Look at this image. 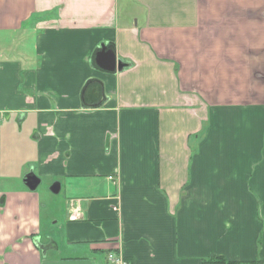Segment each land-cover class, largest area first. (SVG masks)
I'll list each match as a JSON object with an SVG mask.
<instances>
[{
	"label": "crops",
	"instance_id": "0c3cea01",
	"mask_svg": "<svg viewBox=\"0 0 264 264\" xmlns=\"http://www.w3.org/2000/svg\"><path fill=\"white\" fill-rule=\"evenodd\" d=\"M22 35L31 59L0 61V264H264V0H0V44ZM29 168L66 188L50 245Z\"/></svg>",
	"mask_w": 264,
	"mask_h": 264
},
{
	"label": "rangeland",
	"instance_id": "374dc122",
	"mask_svg": "<svg viewBox=\"0 0 264 264\" xmlns=\"http://www.w3.org/2000/svg\"><path fill=\"white\" fill-rule=\"evenodd\" d=\"M19 37H21V36H19ZM19 37H16L15 42H13V40H12V43L10 45H8L6 43L0 44V61L5 60L6 58L10 59V60H15L17 57V54H22V55H24V58L31 59V57H30L31 54L29 52V48H28L29 44L27 42V38H25L22 35L21 40H19ZM23 66H25V63ZM31 171H33V173L35 172V174L37 173L36 169L31 170ZM25 172H24V174H25ZM40 177H41L40 178L41 182H40V185L37 187L35 192L38 196L37 207H38V210L40 212V216L38 218V224H39V222H41V225L40 226L38 225L37 237H35V238L33 237V241H34L35 245H41V244L45 245L46 243H48L50 245L51 243L47 242L49 240V238L54 237L56 240L57 236H60L64 230V226L61 228V225L63 224V220L61 219L59 214H57V212L55 211V208H57L59 203L63 202V199L66 196V188L62 186V188L58 194L53 193L50 191V186L53 183L59 182V181L47 180L44 176H40ZM21 183L23 184L22 178H21ZM1 249L2 248L0 247V261H2V259H3L2 256H4L3 254L5 253L4 250L1 251ZM50 249L51 248L49 246V248L41 250L40 253L49 250V254H51L52 251ZM60 251L62 252V254H68L69 253V251L62 246H61ZM7 252H8V250L6 251V253ZM78 252L82 253V250H79ZM9 255L6 254L5 256L8 257Z\"/></svg>",
	"mask_w": 264,
	"mask_h": 264
},
{
	"label": "water",
	"instance_id": "95a60500",
	"mask_svg": "<svg viewBox=\"0 0 264 264\" xmlns=\"http://www.w3.org/2000/svg\"><path fill=\"white\" fill-rule=\"evenodd\" d=\"M94 60L98 68L104 72L112 73L116 71H122L127 66V63L117 59L115 52L107 48V45L105 44L100 45L99 50L95 53ZM31 170L32 169H30L29 172L25 174L23 182L29 190L34 191L39 185L40 179ZM50 190L53 193H58L60 190V184L58 182L52 184Z\"/></svg>",
	"mask_w": 264,
	"mask_h": 264
},
{
	"label": "built area",
	"instance_id": "2783aa9c",
	"mask_svg": "<svg viewBox=\"0 0 264 264\" xmlns=\"http://www.w3.org/2000/svg\"><path fill=\"white\" fill-rule=\"evenodd\" d=\"M107 261L110 264H130L123 257L118 256V255H116L114 253L108 254Z\"/></svg>",
	"mask_w": 264,
	"mask_h": 264
},
{
	"label": "trees",
	"instance_id": "16d2710c",
	"mask_svg": "<svg viewBox=\"0 0 264 264\" xmlns=\"http://www.w3.org/2000/svg\"><path fill=\"white\" fill-rule=\"evenodd\" d=\"M203 262H204V264H236L235 262H230V261L226 260L222 256H216L213 258H209L207 260H204Z\"/></svg>",
	"mask_w": 264,
	"mask_h": 264
}]
</instances>
